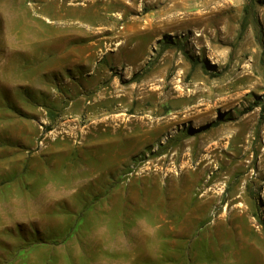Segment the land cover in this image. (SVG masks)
I'll return each mask as SVG.
<instances>
[{"label": "rangeland", "instance_id": "obj_1", "mask_svg": "<svg viewBox=\"0 0 264 264\" xmlns=\"http://www.w3.org/2000/svg\"><path fill=\"white\" fill-rule=\"evenodd\" d=\"M56 1L0 0V264H264V0Z\"/></svg>", "mask_w": 264, "mask_h": 264}, {"label": "crops", "instance_id": "obj_2", "mask_svg": "<svg viewBox=\"0 0 264 264\" xmlns=\"http://www.w3.org/2000/svg\"><path fill=\"white\" fill-rule=\"evenodd\" d=\"M167 1L168 5L166 6V0H147L149 9L143 15V32L148 36L150 44H154L155 40L160 38L165 31L173 32L175 30L177 23L175 3L177 0ZM50 2L52 4L47 6L46 10V17L49 22L50 20L53 23L56 21H67L83 26H92L85 22L86 20H91V15L86 9H81L79 14H75L77 9L71 8L68 15H66L65 13H60L61 5L55 4L56 0H50ZM112 12L114 11H111L110 7L106 5L105 7H100V9H95L94 16L96 17L97 15L100 19L102 18L101 15H103L106 19H109ZM101 28L102 26L99 27V29Z\"/></svg>", "mask_w": 264, "mask_h": 264}, {"label": "bare ground", "instance_id": "obj_3", "mask_svg": "<svg viewBox=\"0 0 264 264\" xmlns=\"http://www.w3.org/2000/svg\"><path fill=\"white\" fill-rule=\"evenodd\" d=\"M185 21H187L186 19H185ZM184 103H186V102H184ZM113 120V119H112ZM102 123V122H101ZM101 125V124H100ZM102 125H104V124H102Z\"/></svg>", "mask_w": 264, "mask_h": 264}]
</instances>
